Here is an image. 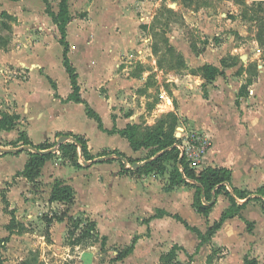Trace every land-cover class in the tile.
I'll list each match as a JSON object with an SVG mask.
<instances>
[{
    "label": "crops",
    "instance_id": "crops-1",
    "mask_svg": "<svg viewBox=\"0 0 264 264\" xmlns=\"http://www.w3.org/2000/svg\"><path fill=\"white\" fill-rule=\"evenodd\" d=\"M60 1L48 0L53 12H59ZM87 1L91 2L69 0L71 17L66 27L69 43L67 56L76 68L81 98L99 114L103 128L87 114L85 103L71 99L73 86L64 65L65 49L59 42V28L47 12V3L44 0H0V13L13 18L6 20L5 25L0 24V35H4L0 37V43L3 45L2 41L8 40L0 47V120L4 114L18 115L14 128L0 131L1 148L22 146L20 142L15 143L20 132H26L34 145L47 140L54 142L60 134L72 132L87 139L94 156L103 151H120L133 158L139 152L140 149L134 150L125 136L113 131L133 125L134 116L126 117L118 110L109 109V99L101 94L100 85L106 82V75L113 73L104 64L107 50L113 55L116 48L122 49V44L132 37V33L126 30L129 17H123L125 11L131 6H146L148 1L118 0L114 3L111 0L107 6L101 0V4L92 2L89 5ZM121 1L125 6L121 5ZM97 8L100 17L93 19L92 10ZM83 10L89 12V18L77 15ZM258 41L253 40V49L248 45L244 64L255 63L253 74L244 68L240 70V66L231 65L224 75H217L213 80L205 79V97L201 102L195 101L189 106L180 103L178 109L180 113L183 111L193 115L200 126L197 130L211 142L201 161V168L226 167L232 171V184L235 187L252 192L264 186V50ZM258 47L261 54L255 52ZM119 79L120 89L127 82L130 83V80ZM29 151H0V241L14 234L7 228L13 214L17 221L24 223L26 216L43 215L62 204L50 201L55 180L73 186L76 173L97 167L102 176L113 174V185L120 191L116 181L117 177L122 176L119 174L122 165L117 161L122 160L115 158L117 160L113 162L106 160L93 164L87 161L89 164L84 165L79 151V162L83 166L80 168L65 160L59 150L53 152L54 156L44 163L37 179L40 188H35L34 183L22 174L29 160ZM155 156L136 160L142 163ZM171 168L162 176L134 174L141 178L147 195L153 191L152 196L148 197L151 200L156 199L152 182L155 183L158 178L165 181L160 184L162 193L158 194L168 197L165 204L160 203L163 206L157 205L142 219L144 223L141 227H146L148 232L147 241L155 237L167 239L164 245L152 242L163 252L174 245L179 246L178 260L183 264H246L247 257L256 258L258 264H264V208L251 203L255 198H251V195L239 215L227 219L208 241L202 242L195 231L174 216H180L205 234L230 207V201L226 195L220 194L213 200L215 204L208 216L199 213L193 205V186L180 185L171 191L166 190ZM187 191L188 199H182L179 193ZM158 211L165 215L152 218ZM69 215H72L71 212ZM109 226L117 234L125 225L114 223ZM149 234L151 237H148ZM180 252L188 257L187 261Z\"/></svg>",
    "mask_w": 264,
    "mask_h": 264
},
{
    "label": "rangeland",
    "instance_id": "rangeland-1",
    "mask_svg": "<svg viewBox=\"0 0 264 264\" xmlns=\"http://www.w3.org/2000/svg\"><path fill=\"white\" fill-rule=\"evenodd\" d=\"M101 1L107 6L111 0ZM101 1L87 2L89 5L92 2L101 4ZM146 1V6L137 5L125 9L123 17H129L126 30L132 33V37L122 44V49L116 48L113 55L107 50L104 64L113 73L104 77L106 82L101 83L100 91L108 97L109 109L118 110L119 114L126 117L134 116V126H129V131L140 141H144L147 134L161 131L162 127L163 132H167V124L171 119L164 122V125L162 121L168 113H174L177 117L175 136L186 139L185 131L190 135L191 130L198 131L200 126L193 115L179 112V104L187 103L189 106L195 101L201 102L205 97V64L216 65L224 71L230 65H237L240 70L244 68L250 74L255 72V63L244 64L248 45L253 49V40L258 39L260 28L262 40L258 39V42L264 50V0ZM121 5L125 6V3L121 1ZM165 8L175 13H169ZM97 10H92L91 18L100 17V11ZM88 13L83 10L77 15L89 18ZM154 17L157 19L152 26ZM11 19L7 14L0 13V24L5 25ZM145 24L147 27H143ZM164 38H168L172 51H167L168 45L164 44ZM155 44H159L158 53L154 51ZM258 48L255 52H258ZM176 56L183 58V65L174 67ZM119 78L130 80L121 88L122 91L118 86ZM120 99L122 101H118ZM154 149L152 145L145 144L133 158L148 157ZM104 152L89 162L97 163L96 158L106 155ZM114 160L117 159H111L110 162ZM117 164L121 165V161L118 160ZM168 165L170 169L173 163L168 162ZM127 167L132 168L131 164H127ZM96 168L79 171L73 178L77 200L69 207V213L81 218V225L76 227L68 220H54L50 225L47 224L43 216H60L67 209L64 203L43 215L26 216L24 232L16 227L14 234L0 241V264H159L164 252L155 244L164 245L167 239L155 237L147 241L148 232L146 227L141 226L144 223L142 219L151 213V209L155 210L157 205L163 206L160 203L165 204L168 199L167 196L158 195L162 193L160 184L165 182L164 179L154 178L155 181L153 175L150 176L155 181L151 186L154 185L156 189V199L151 200L148 197L152 196L153 191L147 195V189L141 185V178L137 175L121 169L119 174L122 176L117 177L116 181L119 191L113 185V174L102 176ZM35 188H40V184ZM143 189L145 191L142 194ZM187 195L188 191L179 193L185 200L188 199ZM259 197L258 194L252 195L251 198L255 199L251 203L263 209L264 198L258 200ZM93 220L100 230L97 241L81 237L87 232L86 226ZM114 223L125 226L116 234L109 226ZM89 234L94 235L95 231ZM102 235L108 237L103 249ZM136 236L139 239L133 252L122 260H116L117 254L130 246ZM152 242L155 244L152 245ZM181 255L187 261L188 257Z\"/></svg>",
    "mask_w": 264,
    "mask_h": 264
},
{
    "label": "trees",
    "instance_id": "trees-1",
    "mask_svg": "<svg viewBox=\"0 0 264 264\" xmlns=\"http://www.w3.org/2000/svg\"><path fill=\"white\" fill-rule=\"evenodd\" d=\"M47 5V12L50 14V16L53 18L54 22L59 28L61 37L59 42L64 46V65L67 70V73L69 74V77L72 82L73 86V93L71 95V99L77 101V102H83L85 103L87 107V114L98 121L99 127H102V120L98 113H96L89 104L84 101L80 96V87L77 82L78 74L76 72V68L73 66V64L70 62L67 53L69 50V43L67 42V23L70 19V13H69V0H61L59 3V12L55 13L51 10L50 5L48 3V0H44ZM167 12L169 13H175L172 9L165 8ZM156 19L154 17L152 26L155 24ZM147 24L143 25V27ZM259 40H262V30L260 28V32L257 37ZM1 39V38H0ZM164 44L168 45L167 51H172V47L169 45L168 38L163 39ZM3 45L0 43V47L4 46L8 40L2 41ZM159 44H155L154 51L155 53L159 52ZM159 63H162L161 60H159ZM183 58L181 56H176L175 58V64L174 67H179V65H183ZM231 66V65H230ZM203 69L205 70L204 76L208 80H213L217 75H224V70L220 69L218 66L213 64H205ZM244 91V87L242 89V92ZM171 119L170 122H168V119ZM18 120V115L13 114H4L2 116V119L0 120V131L1 130H10L15 127ZM176 120L177 117L174 113H168L166 115V118L163 119L162 124L164 125V122L167 123V132H163L161 128V131L158 130L154 134L150 133L146 135V138L144 141H140L139 139L135 138V136L132 134L131 131H129V126L133 127V125H128L127 128L122 130H113L115 132L120 133L122 136H125L132 148L134 150H139L141 147H143L145 144L152 145L155 149L153 152L148 156L149 158L151 156H155L150 161L145 163L144 165L133 169V168H126V165L121 162L122 169L125 172H130L132 174H157V175H164L168 171V162H172L173 166L169 173V184L166 187L167 191L173 190L176 186L180 185H186V186H193L195 188V194H194V202L193 205L196 208V210L199 213L204 214L205 216H208L211 212L215 202L208 204V202H212L214 199L218 197L220 194H224L228 197L230 201V207L225 210L220 219L217 220L211 227L208 228L205 234H203L200 229L197 227L190 226L185 220H183L180 216L176 215L174 216L177 220L181 221L187 228L191 229L192 231H195L199 237L201 238L202 242L208 241L218 229L221 228L223 223L229 219L233 218L237 215H239L240 211L247 205L249 197L253 195L254 193H257L260 197L257 198L258 200H261V198H264V186L259 187L255 192L243 190L240 188L235 187L232 184V171L226 167H214V166H207L204 168H201L199 170L193 168L190 166L189 162L185 157H180V150L176 143L179 141V139L175 136V129H176ZM61 136H67L68 140L58 144V141L51 142L49 140L39 144L34 145L32 141L29 139L28 134L26 132H20V135L18 137V140L15 143H22V145H32L39 149H49L54 147L55 145H58V150L62 154L65 160H68L71 164H73L76 167H82V164L79 162V155L78 152H82V159L84 161H90L95 158L94 155L91 154L88 146V141L85 137L74 134L72 132H66L60 134ZM1 144V142H0ZM116 153L122 157H126L128 162L132 165L134 162H137L136 159L127 157L123 152L120 151H105L103 154H110V153ZM54 156V153H48V154H38L32 151H29V160L26 165L25 170L22 172L23 176L28 178L31 182L34 183L35 186L38 185L37 179L39 178L41 174V168L43 167L44 163L51 159ZM148 158V159H149ZM111 160H108L109 162ZM180 162V164H179ZM96 163V162H93ZM76 198V191L73 186L70 184H65L64 182L60 180H55L52 191L50 194V201H59L67 205V209L64 210L60 216L58 215H44L43 218L46 220L47 224L50 225L54 220L57 221H64L65 219L68 220L71 224L78 227L82 223L81 218H76L72 215H69V207L75 202ZM241 200H244L241 202ZM264 205V201H263ZM165 215L164 212L158 211L157 214L152 216L154 217H161ZM19 228V231H25V226L23 223L16 220L15 215L13 214L12 220L10 224L7 226L8 230L13 233V230L15 228ZM86 233L81 236L83 237H89L92 240L97 241L100 237V231L98 229L97 223L95 220L91 221L86 226ZM95 231L94 235H90V231ZM139 239L138 236L134 237L132 240V243L130 246H127L124 251H121L117 254L116 260H122L126 256H128L130 253L133 252L135 249V245L137 243V240ZM81 239L80 241H82ZM108 237L107 235L101 236V245L102 249L107 244ZM179 246L174 245L169 251L162 253L160 256V262L159 264H183L181 261L178 260V252ZM246 264H258V261L256 258H246L245 259Z\"/></svg>",
    "mask_w": 264,
    "mask_h": 264
},
{
    "label": "built area",
    "instance_id": "built-area-1",
    "mask_svg": "<svg viewBox=\"0 0 264 264\" xmlns=\"http://www.w3.org/2000/svg\"><path fill=\"white\" fill-rule=\"evenodd\" d=\"M258 52L261 53L260 48H258ZM184 135H186V139L180 138L176 143L180 150V157H185L191 167L199 170L202 167L201 161L210 148L211 142L205 134L198 131H193L190 135L184 132Z\"/></svg>",
    "mask_w": 264,
    "mask_h": 264
},
{
    "label": "water",
    "instance_id": "water-1",
    "mask_svg": "<svg viewBox=\"0 0 264 264\" xmlns=\"http://www.w3.org/2000/svg\"><path fill=\"white\" fill-rule=\"evenodd\" d=\"M67 140H68L67 136H60L57 139L58 144H61V143L65 142V141H67ZM22 150H30V151L38 153V154H48V153L56 152L58 150V147L54 146V147L49 148V149H39V148H37L35 146H32V145H22V146L17 147V148H1L0 147V151H2V152H19V151H22ZM113 158H118V159L122 160V162L124 164H128L127 158L126 157H122V156H120L118 154H115V155L109 154V155L99 156L98 158H96V161L97 162H103V161L110 160V159H113ZM148 161H150V159H147V160L143 161L142 163L134 162L131 165V167L133 169H136V168L144 165ZM83 164L84 165H88L89 162L83 161ZM179 164H180V162H179ZM211 203H213V201L212 202H208V204H211Z\"/></svg>",
    "mask_w": 264,
    "mask_h": 264
}]
</instances>
